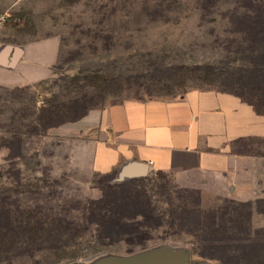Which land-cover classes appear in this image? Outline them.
I'll return each instance as SVG.
<instances>
[{
  "label": "rangeland",
  "instance_id": "1",
  "mask_svg": "<svg viewBox=\"0 0 264 264\" xmlns=\"http://www.w3.org/2000/svg\"><path fill=\"white\" fill-rule=\"evenodd\" d=\"M4 17L19 41L57 36L60 55L35 88H0V264L159 245L190 264H264V203L201 210L163 173L122 180L68 155L80 121L118 102L214 89L264 111V0H22Z\"/></svg>",
  "mask_w": 264,
  "mask_h": 264
},
{
  "label": "crops",
  "instance_id": "2",
  "mask_svg": "<svg viewBox=\"0 0 264 264\" xmlns=\"http://www.w3.org/2000/svg\"><path fill=\"white\" fill-rule=\"evenodd\" d=\"M20 1L0 0V88H35L54 76L59 60L57 36L19 41L10 34L4 16ZM80 126L68 155L87 158L92 173L126 166L134 179L163 173L201 210L246 203L257 211L264 201V111L236 94L192 89L173 99L127 100Z\"/></svg>",
  "mask_w": 264,
  "mask_h": 264
},
{
  "label": "water",
  "instance_id": "3",
  "mask_svg": "<svg viewBox=\"0 0 264 264\" xmlns=\"http://www.w3.org/2000/svg\"><path fill=\"white\" fill-rule=\"evenodd\" d=\"M145 174V173H144ZM141 174V175H144ZM120 179L132 178L136 175L130 166L122 168ZM140 176V175H139ZM94 264H190V252L184 248L170 245H159L128 257L101 258Z\"/></svg>",
  "mask_w": 264,
  "mask_h": 264
},
{
  "label": "trees",
  "instance_id": "4",
  "mask_svg": "<svg viewBox=\"0 0 264 264\" xmlns=\"http://www.w3.org/2000/svg\"><path fill=\"white\" fill-rule=\"evenodd\" d=\"M237 95V94H236ZM239 96V95H238ZM249 103V102H248ZM251 104V103H250ZM251 105H253V104H251ZM260 203H264V201H260L259 203H258V205L260 204ZM235 204V203H234ZM261 210L259 211V212H261V213H263L264 214V210L262 209V208H260ZM262 263H264V254L262 255V257H261V260H260Z\"/></svg>",
  "mask_w": 264,
  "mask_h": 264
}]
</instances>
